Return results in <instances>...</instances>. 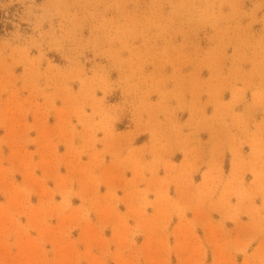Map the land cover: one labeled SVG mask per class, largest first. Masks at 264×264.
Here are the masks:
<instances>
[{
    "label": "rangeland",
    "instance_id": "374dc122",
    "mask_svg": "<svg viewBox=\"0 0 264 264\" xmlns=\"http://www.w3.org/2000/svg\"><path fill=\"white\" fill-rule=\"evenodd\" d=\"M0 264H264V0H0Z\"/></svg>",
    "mask_w": 264,
    "mask_h": 264
}]
</instances>
